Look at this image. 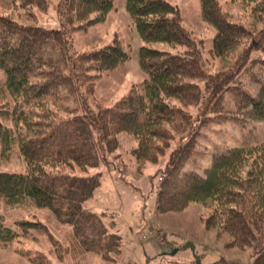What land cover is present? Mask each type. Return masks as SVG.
<instances>
[{"label": "trees", "instance_id": "1", "mask_svg": "<svg viewBox=\"0 0 264 264\" xmlns=\"http://www.w3.org/2000/svg\"><path fill=\"white\" fill-rule=\"evenodd\" d=\"M242 1L253 5L251 21L259 30L233 21L218 0H200L201 21L215 30L208 60L243 49L231 68L210 72L205 41L183 27L178 6L167 0H126L134 26L147 44L139 51L147 78L113 106L97 111L84 107L82 115L74 116L78 110H68L66 119L61 113L62 90L77 96L84 84L94 92L96 81L125 67L130 59L118 40L94 52L68 54L66 35L105 22L115 1L60 0V27L55 28L39 24L35 15V10L49 14L53 0H4L11 13L24 12L35 23L24 24L0 12V69L7 75L0 88V167L16 155L24 164L19 171H0V200L12 208L47 209L61 224L71 226L73 234L64 244L39 220L20 219L11 227L0 214L1 246L12 248L30 264H60L68 256L85 260L89 253L115 262L123 251L122 236L98 223V214L85 204L101 187L98 168L120 148L118 134L127 133L137 142L130 149L137 162L156 164L167 158L160 170L158 212L181 213L192 203L212 199L214 210L205 220L206 229L228 235L227 248H250L255 264H264V140L226 147L202 173L183 174L211 121L240 123L250 131L264 127V0ZM151 43L186 49L172 54L148 46ZM50 47L60 51L69 72L45 70L43 52ZM78 63L89 64L86 71L95 74L78 72ZM243 74L260 85L256 95L244 90ZM202 81L205 89L198 83ZM229 95L234 97L233 108L226 105ZM87 226H93L88 237ZM34 230L49 236L51 254L60 262L22 246Z\"/></svg>", "mask_w": 264, "mask_h": 264}, {"label": "rangeland", "instance_id": "2", "mask_svg": "<svg viewBox=\"0 0 264 264\" xmlns=\"http://www.w3.org/2000/svg\"><path fill=\"white\" fill-rule=\"evenodd\" d=\"M60 0H53L49 14L35 10L36 21L46 27H60L57 5ZM115 8L105 22L99 23L87 31L68 33V54L75 52H94L105 46L112 45L118 40L129 53L130 59L125 67L109 72L96 81L94 92H90L86 85H82L77 96L62 90L60 103L62 116L68 119V110L77 109L71 114L82 115L84 107L97 111L111 107L117 101L130 93L132 87L142 83L146 73L140 65L139 51L147 45L140 38L130 14L127 11L126 0H114ZM178 6L183 17V27L194 32V38L205 41L204 50L206 66L210 72L226 70L234 65L238 55L224 59H210L207 54L213 46L215 30L201 21L200 0H167ZM4 0H0V12L16 18L24 24H34L35 21L24 12L17 15L4 7ZM225 14L234 16L233 21L242 22L256 31L251 21V7L242 0H218ZM58 16V17H57ZM148 46L172 54H180L185 47H173L165 43H151ZM45 70L68 67L62 61L59 50L54 47L45 49ZM89 64L78 63L79 71H86ZM69 72V71H68ZM90 75L95 72L86 71ZM241 85L251 95H256L260 85L252 83L247 74L241 76ZM7 82L6 73L0 69V88ZM205 89L206 81L198 82ZM226 105L234 107V97L226 98ZM257 125L249 130V126L242 127L240 123L211 121L200 135L199 145L183 174L188 177L190 171L203 172L208 167L212 157L224 153L226 147L239 146L242 143L254 144L264 140V129ZM71 127L68 128L70 130ZM120 148L107 156V161L98 168L101 173L102 184L96 197L85 204L87 209H93L98 214V223L109 231L119 233L123 238L122 254L115 262L103 259L100 255L89 253L87 259L76 260L68 256L60 264H188L196 261L201 264H255V257L250 248H227L230 238L226 234H219L217 230H207L205 220L214 210V201L192 203L181 213H160L157 211V196L162 181L160 170L165 168L166 156L159 163L137 162L130 154V149L137 145L133 136L127 133L118 134ZM24 168L20 157H14L10 164L0 167V171H19ZM0 214L6 219V224L13 227L20 219L41 221L60 242L67 244L73 234V228L61 224L52 213L43 208L27 206L12 208L0 200ZM93 226L84 229L86 237ZM22 246L27 249L46 252L53 260L60 262L57 255L51 254L54 248L49 236L34 230ZM162 244V245H160ZM195 246V251L189 248ZM17 246L15 243L14 246ZM19 245V244H18ZM169 254V255H167ZM0 264H30L20 257L12 248L0 245Z\"/></svg>", "mask_w": 264, "mask_h": 264}, {"label": "water", "instance_id": "3", "mask_svg": "<svg viewBox=\"0 0 264 264\" xmlns=\"http://www.w3.org/2000/svg\"><path fill=\"white\" fill-rule=\"evenodd\" d=\"M189 248H191L192 251H195V246L192 244H189Z\"/></svg>", "mask_w": 264, "mask_h": 264}]
</instances>
